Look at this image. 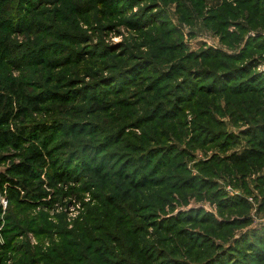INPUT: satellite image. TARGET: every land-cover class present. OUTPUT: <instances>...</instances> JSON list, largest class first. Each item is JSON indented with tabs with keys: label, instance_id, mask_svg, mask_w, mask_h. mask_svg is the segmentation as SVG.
<instances>
[{
	"label": "rangeland",
	"instance_id": "rangeland-1",
	"mask_svg": "<svg viewBox=\"0 0 264 264\" xmlns=\"http://www.w3.org/2000/svg\"><path fill=\"white\" fill-rule=\"evenodd\" d=\"M2 38L65 176L0 194V264H264V0H0Z\"/></svg>",
	"mask_w": 264,
	"mask_h": 264
},
{
	"label": "trees",
	"instance_id": "trees-1",
	"mask_svg": "<svg viewBox=\"0 0 264 264\" xmlns=\"http://www.w3.org/2000/svg\"><path fill=\"white\" fill-rule=\"evenodd\" d=\"M9 48L7 39H0V52ZM12 90L17 95L18 100L3 89L0 92V148L8 147L16 150L18 161L8 164L3 171H0V194L4 191L6 198L12 202L19 200L20 191H24L26 196L30 198L33 196L44 198L47 197L52 188L57 187L64 181L63 177L65 175L61 172H51L46 174L45 180L33 176L35 169L33 167L42 168L46 164L49 156L47 146L50 141V134H48V128L45 124H37L32 128L24 125V121L28 117L29 106L34 104L37 108L39 103L37 97L20 95L13 85ZM24 135H30L29 138L33 140L29 143V146H27L28 141L24 140ZM39 136L46 138L38 143L36 139ZM257 144L260 148H264L263 137L262 140H257ZM259 154L260 151L251 147L240 153L232 154L230 158L233 162L240 163ZM9 158L3 157V159H0V163ZM1 212L2 206L0 203V214Z\"/></svg>",
	"mask_w": 264,
	"mask_h": 264
}]
</instances>
